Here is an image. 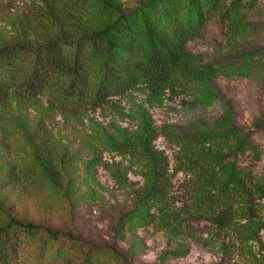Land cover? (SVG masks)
<instances>
[{
    "label": "trees",
    "instance_id": "trees-1",
    "mask_svg": "<svg viewBox=\"0 0 264 264\" xmlns=\"http://www.w3.org/2000/svg\"><path fill=\"white\" fill-rule=\"evenodd\" d=\"M256 2L145 0L132 9L116 0L27 3L18 35L0 44V106L12 98L32 102L47 95L61 116L76 118L138 86L157 96L168 89L196 92L204 84L210 98L216 67L233 64L203 63L189 44L203 38L216 18L228 28L229 38L245 35L250 28L246 12ZM240 56L246 71L251 76L256 69L263 72L264 81V50ZM229 108L223 128L156 127L144 118L136 135L102 139L108 151L127 157L143 179L132 192L135 208L121 214L118 229L152 225L173 239L196 238L205 231L207 243L221 244L222 263L234 248L250 243L264 250V176L257 172L264 156L257 139L264 133V111L245 132L234 125ZM159 137L180 146L173 167L154 145ZM25 138L32 149L30 161L12 168L0 187L41 180L64 188L72 155L61 151L45 123H38L34 137ZM98 160L86 168L98 162L119 189L130 187L125 171ZM177 175L182 178L175 181ZM116 255L114 247L89 241L64 225L21 219L0 203V264H102Z\"/></svg>",
    "mask_w": 264,
    "mask_h": 264
},
{
    "label": "rangeland",
    "instance_id": "rangeland-1",
    "mask_svg": "<svg viewBox=\"0 0 264 264\" xmlns=\"http://www.w3.org/2000/svg\"><path fill=\"white\" fill-rule=\"evenodd\" d=\"M36 1L0 0V44L18 35L27 3ZM116 1L128 9L145 2ZM254 1L256 5L246 12L245 21L250 28L245 35L229 38L228 28L216 18L207 25L203 38L189 44L190 50L200 56L203 63L215 60L233 64L232 67H216L210 80L215 93L210 94V98H207L209 92L204 84H200L196 92L168 89L157 96L150 89L138 86L104 108L76 118L61 116L47 95L32 102L12 98L8 104L7 100L0 106V183L8 181L12 168L18 169L30 161L32 149L25 137H34L39 122L49 127L61 151L72 155V159L67 166L69 177L65 178L61 190L41 180L31 185L23 180L20 184L6 182L0 187L3 209L35 223L64 225L89 241L114 247L117 255L105 262L102 260V264H264L261 258L264 250L252 243L234 248L222 263L221 244L207 243L209 236L205 231L196 238L173 239L152 225L118 229L121 214L134 210L137 195L132 192L143 184V179L127 157L108 151L102 140L106 136L116 140L136 135L144 118H149L156 127L223 128L226 124L221 121L229 117V106L234 125L249 131L264 111L263 72L256 69V74L251 76L240 56L264 50V0ZM257 137L264 147V133ZM154 145L168 157L173 167L180 146L164 137H159ZM94 158L125 171L130 187L119 189L98 162L86 168ZM257 172L264 176V156ZM180 178L182 176L177 175L175 181ZM179 186L177 182V190ZM261 235L264 245V230ZM180 250L186 252L178 257L170 255Z\"/></svg>",
    "mask_w": 264,
    "mask_h": 264
}]
</instances>
